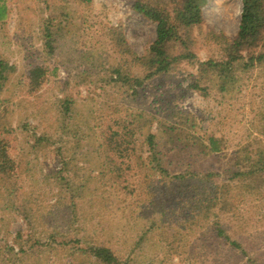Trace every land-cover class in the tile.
I'll use <instances>...</instances> for the list:
<instances>
[{"label": "rangeland", "instance_id": "1", "mask_svg": "<svg viewBox=\"0 0 264 264\" xmlns=\"http://www.w3.org/2000/svg\"><path fill=\"white\" fill-rule=\"evenodd\" d=\"M133 4L0 0V59L13 67L0 91V136L16 166L14 194L0 195V264H98L82 253L92 245L121 264H264V171L254 165L264 158V62L235 64L226 91L201 72L227 58L242 0H207L202 23L183 34L187 51H172L194 58L149 79L135 60L156 26ZM35 68L45 73L33 89ZM196 80L206 91L190 88ZM171 126L196 145L167 143ZM150 134L163 138L169 178L147 160ZM209 137L222 152L203 153Z\"/></svg>", "mask_w": 264, "mask_h": 264}, {"label": "trees", "instance_id": "2", "mask_svg": "<svg viewBox=\"0 0 264 264\" xmlns=\"http://www.w3.org/2000/svg\"><path fill=\"white\" fill-rule=\"evenodd\" d=\"M207 4V0H134L133 9L139 15L144 16L146 19L151 21L156 26V39L151 45L148 53L141 60L136 59L135 61H140V64L149 69V74L146 79H149L155 75L164 74L170 72L174 66L181 59L191 60L194 58V54L185 53L180 56H175L172 53L173 49L179 44L186 50V43L183 39V34L189 30V28H194L198 26L203 21V9ZM242 14L239 26V32L237 37L234 39L231 47L228 49V56L224 61H214L208 60L207 62L201 63L203 69L201 72L210 71L215 74L218 80V86L221 91H226L227 86H229L233 81V68L235 64L246 60L242 63V67L247 70L248 68L254 67V63L264 62V53L256 54L255 50L258 49L261 44H264V0H242ZM7 8L4 5H0V21H5ZM47 37H50L48 35ZM121 47V46H119ZM46 48L48 53H54L55 49L52 46L50 40L46 42ZM187 51V50H186ZM185 51V52H186ZM251 51L247 59H243L241 56L243 52ZM13 71V67L9 66L8 63L0 59V91L4 88L8 82V76ZM121 69H116L115 74H117V80L123 79V84L129 83L128 76L122 75ZM44 70L42 68H35L30 73V78L34 82L32 88L36 89L38 85L42 83L40 79L44 75ZM137 85L142 86L143 82L134 79ZM121 82V81H118ZM191 89L199 90L201 92L206 91L205 88H200L198 81H193ZM65 103L64 109L68 111L67 106L68 100L63 101ZM0 114V120H1ZM3 126H1L2 128ZM5 129V128H4ZM4 131H10L9 128ZM187 130L179 126L166 127L163 131V137L178 148L179 152L182 150V146L188 147L189 144L196 145L194 138H190L187 134ZM112 139V137H110ZM159 139L156 135L150 134L147 137V143L151 155L147 158L152 163H157L156 167L165 176L164 178H169L170 174L168 169L165 167L164 160L168 151L164 150L163 144H160ZM207 144L202 145L204 148L203 153L205 155L218 154L223 151L221 147V142L216 137L207 138ZM178 143V144H177ZM112 143H110L111 145ZM6 142L0 136V195L2 192L6 191V197H11L14 194L13 190V180L15 179V169L13 160L8 155ZM112 147V146H111ZM113 149V148H112ZM174 149V148H173ZM128 149L126 148V152ZM159 157V158H158ZM158 158V159H157ZM240 162V158H237ZM264 158L260 159L259 163H254L258 170L264 171L263 162ZM145 163L143 160L142 166ZM155 167H151L149 172H152ZM255 172V171H254ZM244 172H237L234 177H239L244 175ZM183 176H174L172 182L177 180H184ZM178 183V182H177ZM7 205V202L4 203ZM9 209L7 205L3 211ZM223 231H218V236H223ZM55 239L54 236H49ZM56 241V239H55ZM61 246L66 249L65 240H62ZM67 243V242H66ZM232 245H238L232 242ZM36 247V246H35ZM83 255H89L96 259L95 263L98 264H121V258L109 247L106 246H88L82 250ZM82 256V254H80Z\"/></svg>", "mask_w": 264, "mask_h": 264}]
</instances>
